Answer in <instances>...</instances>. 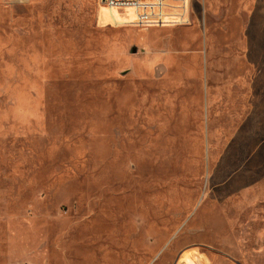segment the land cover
Returning a JSON list of instances; mask_svg holds the SVG:
<instances>
[{
    "label": "rangeland",
    "instance_id": "374dc122",
    "mask_svg": "<svg viewBox=\"0 0 264 264\" xmlns=\"http://www.w3.org/2000/svg\"><path fill=\"white\" fill-rule=\"evenodd\" d=\"M168 3L0 0V264H264V0Z\"/></svg>",
    "mask_w": 264,
    "mask_h": 264
},
{
    "label": "built area",
    "instance_id": "2783aa9c",
    "mask_svg": "<svg viewBox=\"0 0 264 264\" xmlns=\"http://www.w3.org/2000/svg\"><path fill=\"white\" fill-rule=\"evenodd\" d=\"M169 1L171 0H100V3L114 10H132L135 13H140L142 16H158L161 19L167 15L166 9L170 7ZM181 5L179 6L180 13L177 14L181 22H185V14H186V6L187 0H179ZM156 5H160V9L158 10L155 7ZM163 14L161 15L160 13Z\"/></svg>",
    "mask_w": 264,
    "mask_h": 264
}]
</instances>
